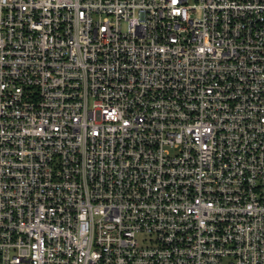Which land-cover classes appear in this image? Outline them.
<instances>
[{
  "label": "built area",
  "instance_id": "2783aa9c",
  "mask_svg": "<svg viewBox=\"0 0 264 264\" xmlns=\"http://www.w3.org/2000/svg\"><path fill=\"white\" fill-rule=\"evenodd\" d=\"M0 264H264V0H0Z\"/></svg>",
  "mask_w": 264,
  "mask_h": 264
}]
</instances>
